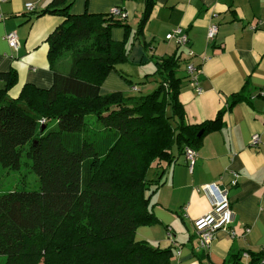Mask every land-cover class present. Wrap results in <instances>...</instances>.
<instances>
[{"label": "trees", "instance_id": "trees-1", "mask_svg": "<svg viewBox=\"0 0 264 264\" xmlns=\"http://www.w3.org/2000/svg\"><path fill=\"white\" fill-rule=\"evenodd\" d=\"M145 1L135 40L143 38L155 6V0ZM73 3L53 0L37 15L63 17L48 37L51 88L25 85L12 99L18 74L0 72V165L19 169L29 146L41 183L37 191L0 195V256L5 257L0 264H172V248L137 241L136 232L158 221L151 199L171 165L186 148L198 154L225 113L248 101L246 88L215 120L189 125L180 94L183 81L192 82L187 72L192 58L179 53L155 62L147 77L160 82L152 93H103L109 74L129 62L131 27L110 11L72 14ZM114 28L125 30L123 42L113 41ZM92 40L91 49L74 52L69 73L57 70L65 50ZM249 257L246 264H264V252ZM225 264H245L243 253L232 254Z\"/></svg>", "mask_w": 264, "mask_h": 264}, {"label": "crops", "instance_id": "crops-1", "mask_svg": "<svg viewBox=\"0 0 264 264\" xmlns=\"http://www.w3.org/2000/svg\"><path fill=\"white\" fill-rule=\"evenodd\" d=\"M52 1L0 0V72L18 74L17 84L9 92L12 99L19 97L25 85L49 89L54 83L48 37L63 23V17H37ZM27 4H33L35 10L27 11ZM145 4V0H74L71 13L75 15L86 10L106 14L114 8L127 14L129 62L109 74L101 87L103 93L132 94L129 82L148 83L155 62L179 53L188 59L190 50L194 53L190 61L200 66L202 91L183 81L180 100L189 125L215 120L231 97L244 88L248 101L236 104L204 137L192 174L184 155L171 165L163 186L151 199L158 221L139 227L135 239L172 248V264H225L237 253H243L246 264L249 252H264V0H155L144 36L135 40ZM214 23L219 31L209 41L208 30ZM177 28L187 34L189 48L180 50L166 39ZM10 32L18 35L17 50L6 40ZM111 36L113 41L123 42L126 32L114 28ZM57 70L61 71L59 66ZM179 77H186L185 71ZM255 135L260 138L257 146L252 145ZM234 174L238 185L230 187ZM208 184L228 189L235 235L220 231L204 250L199 247L195 222L211 210L209 196L199 191Z\"/></svg>", "mask_w": 264, "mask_h": 264}, {"label": "built area", "instance_id": "built-area-1", "mask_svg": "<svg viewBox=\"0 0 264 264\" xmlns=\"http://www.w3.org/2000/svg\"><path fill=\"white\" fill-rule=\"evenodd\" d=\"M26 9L29 12H33L35 10V6L33 4H27ZM114 16L126 19L127 14L123 12L122 8H114L110 11ZM213 17L217 18V14H213ZM219 28L216 23L212 24L209 27L207 38L209 41H213L217 34ZM166 39L168 41L176 42L177 46L181 48H189V38L185 31L182 28H177L167 35ZM6 40L9 46L12 49H18V35L16 32H10L6 36ZM189 57H193L194 53L188 50ZM187 72L191 75L192 84L196 87L198 92H201V88L199 87V72L200 67L191 63L187 66ZM260 144V138L258 135L252 137V145L257 146ZM197 152L192 148H186L185 150V158L186 164L189 172L192 174L195 162L197 158ZM238 185V175L234 174L233 180L230 182V187H236ZM225 187V186H223ZM199 191H204L206 195L209 196L211 201V210L200 219L195 222V228L198 235L199 247L201 249H208L211 243L215 240L216 235L220 231H231V225L234 221V211L232 209L231 201L228 198V189L225 187L221 189L219 184H208L202 186ZM232 233V231H231ZM235 233H232V235ZM171 235V234H169ZM171 239L173 237L171 235Z\"/></svg>", "mask_w": 264, "mask_h": 264}, {"label": "rangeland", "instance_id": "rangeland-1", "mask_svg": "<svg viewBox=\"0 0 264 264\" xmlns=\"http://www.w3.org/2000/svg\"><path fill=\"white\" fill-rule=\"evenodd\" d=\"M176 43V42H175ZM93 40L80 43L77 47H73L70 51H64L58 60L57 65L63 72L65 68H68L66 73H69L71 65L73 63L74 52L91 49L93 46ZM106 81V80H105ZM139 86L138 91L132 90L131 95L128 96H142L148 95L156 90L159 86V78H151L148 83L132 80ZM92 123V122H91ZM93 124V123H92ZM29 146H26L22 150V162L21 166L17 170L7 169L0 165V195L9 191L19 190V191H37L40 189V179L34 173L32 169V162L28 158ZM154 172L149 173V178L154 175ZM5 257L0 256V263H4Z\"/></svg>", "mask_w": 264, "mask_h": 264}, {"label": "water", "instance_id": "water-1", "mask_svg": "<svg viewBox=\"0 0 264 264\" xmlns=\"http://www.w3.org/2000/svg\"><path fill=\"white\" fill-rule=\"evenodd\" d=\"M202 134H203V131H201L198 136H201ZM224 188L225 187H222L221 189H224Z\"/></svg>", "mask_w": 264, "mask_h": 264}]
</instances>
